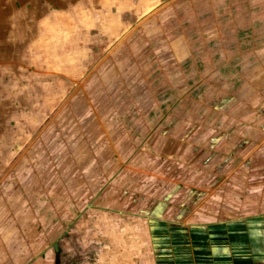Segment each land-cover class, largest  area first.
<instances>
[{
    "label": "crops",
    "instance_id": "0c3cea01",
    "mask_svg": "<svg viewBox=\"0 0 264 264\" xmlns=\"http://www.w3.org/2000/svg\"><path fill=\"white\" fill-rule=\"evenodd\" d=\"M158 1L0 0V176L3 170L8 176L14 159L19 179L21 148L29 138L39 139L36 130L52 128L58 131L41 138L46 150L51 144L55 149L48 152L53 166L42 170L40 187L64 196L51 198L46 209L69 203L86 209V196L101 193V178L119 175L123 162L131 165L126 172L145 176V195L135 207L146 217L90 233L99 245L85 264H264V0H168L169 6L152 10ZM120 12L144 16L143 24L120 27ZM152 13L158 22L146 26ZM169 16L176 22L165 30ZM138 32L146 45L162 49L156 61L171 70L155 77L146 57V96L157 77L170 82L173 76L179 120L153 125L122 119L127 111L140 113L139 100L135 110L125 104L121 117L112 116L118 98L112 104L106 98L119 97L122 79L135 81L131 71L120 74L113 59L126 51L128 62H136ZM152 32L160 39L147 40ZM93 43L95 56L101 53L88 63ZM70 91L69 97L84 99L78 120L43 121ZM137 97L142 103L144 91ZM85 178L89 184H75ZM33 210L32 223L45 232H0L1 240L14 244L0 245V264L52 256L55 248L45 241L72 239L66 234L72 220Z\"/></svg>",
    "mask_w": 264,
    "mask_h": 264
},
{
    "label": "rangeland",
    "instance_id": "374dc122",
    "mask_svg": "<svg viewBox=\"0 0 264 264\" xmlns=\"http://www.w3.org/2000/svg\"><path fill=\"white\" fill-rule=\"evenodd\" d=\"M177 2L186 5V2L188 1L178 0ZM161 5L169 6L168 0L158 1L156 7H153L152 10L157 9V7ZM203 6L205 5L203 4ZM188 8L190 9L192 7ZM152 14L153 15H151V17L148 18L145 22V24H148L146 26H151L152 24H156V22H158L157 15H155L154 13ZM133 16L134 17H132L128 13L120 12L118 16L120 27H126L127 25L132 24L131 22L133 20L136 26L143 24L142 18H144V16L139 17L138 14ZM175 22L176 21L174 20V17L169 16L164 19L162 24L163 26H166L165 30H168L169 27L174 26ZM188 24L189 23L184 22V24L182 25L184 26V28H186V25ZM160 35L162 34L158 32H152V35L148 37L156 36L158 38L148 39L147 37V40L160 39ZM135 36L137 43L134 45L136 49L133 51V55L136 58V62L134 64L132 63V61L128 62V53L126 51L123 53L120 59H113L119 60L118 69L120 71V74H125L131 71L134 75L135 81L132 82L131 80L122 79L120 81L119 97L114 95L113 92V97L106 98V101L109 104H112V102L116 98H118V101H116V105H114L115 107L113 106L114 110L118 108V113L112 114V116H116L118 114L121 117V110L123 108V105L125 104L127 105V110L129 108H131V110H135L134 104H136L138 102L137 100H139L140 103H138V106L141 109L140 113L136 112V110L135 112L127 111L123 114L122 119H127V121L130 122L137 121L139 123L147 121L152 122L153 125H157L159 121L169 122L179 120V115L175 113L174 109V105H176L179 99V95H174V91L170 87L175 83L173 80V76L170 78V82H164V80H160L157 77L158 81L151 82L150 94L146 96V57L152 59L148 72L150 74H154L156 77L159 73H162L160 72L161 70L165 71L164 65H162L161 62L156 61V58H162V49L157 48L158 46L156 48H153L146 45V43H144L146 42V38L142 37V33L138 32V34L136 33ZM98 46L100 45H97V47ZM94 47L95 45L93 43L87 53L88 55L86 59L88 63H93L100 57L101 52L98 53V57L95 56L96 52ZM167 56L168 51L165 52L164 57ZM125 60L127 62L126 64L123 63ZM109 62L110 59H106L103 62V67L107 66V63ZM165 68L166 71L163 73L169 74V72L171 71L169 70L170 68L168 66H166ZM176 83L179 82L177 81ZM191 83V81L184 82V86L189 87ZM132 88H135V90L131 92L132 94L124 97L125 94L123 92L125 90H128L126 93H130L129 89ZM184 90L185 89H183L182 92L191 94L190 91ZM141 91H144L145 95L142 103V99L137 97L140 95ZM70 94L71 91L65 93L64 96L59 100V102L56 103L54 109H52L51 112H46L45 114H43V121L65 122L78 120V118H76V115L83 107L84 99L78 98L77 96L69 97ZM97 102L98 100H94L92 102V105L96 104ZM105 117L102 120H106ZM183 117H185V114ZM110 118L111 115L108 116V119ZM97 119L99 120V118ZM97 119L94 118L92 119V121L97 122ZM80 120H82V118H80ZM155 130L156 128H153L150 131ZM36 131H41V134L38 137L39 139L31 141V138H29L20 150V153H22L24 157L19 160L20 166L18 170L19 173H21L19 179H16L15 177L16 169L13 165L14 159L8 162L6 166L8 176L5 175L6 172H4V170L2 172L3 174L0 176V181L2 179V182L0 183V232L7 231L9 234L13 230H17L19 231V233L22 232L23 234L29 235L37 233L39 229L42 232H45V226H38L37 223H32L31 217L33 213H36L33 210V208L35 207H37L40 214H42L41 211L43 210L54 213L59 221L60 218L67 217L68 219L72 220V231L66 233L68 232V229H66L65 233L72 239L70 240L66 237L64 239L62 238V236L59 240H57V238L54 241L53 239L48 240L47 242L45 241V244L48 243V246L53 244L55 248V252H53L52 256H48L46 253H44L42 257L25 256L22 262L23 264H85L88 259H92V254L94 256V247H97L99 245V243L94 242V239L92 235H90V233L93 234V232H110L114 230V228L116 229V227H122L121 225L118 226L117 224H114L117 223V220L118 222L122 221L123 223H126L130 219H135L133 218L134 216L146 217V214H143L141 212V209L135 207V205L140 203L143 199V194L145 195L142 186V180L145 179V176L144 174L139 172L135 176L136 171L132 170L126 172L127 167L131 165L129 164L127 166L126 163L123 162L125 168L120 171L119 175L101 178V182L103 185L101 193L96 194L92 192L89 196H86V209L78 208V206L73 203H69L66 209H61V207L59 209H55V205L53 204L50 209H46L45 207L47 202H52L51 198L54 197L55 200L58 199V202H60L62 199L61 196H64V194H62L61 192H55L54 194L44 192L40 187L41 182L46 178L44 175L45 173H43L42 175V170L46 171L48 168H51L53 166V162L47 160V156L49 154H52L48 152H52L55 149L54 144H51L48 150H46L45 146H43V144L46 142V139L43 140L41 138H46V135L48 133L51 134L52 132L58 130L52 128H44L42 130L38 129ZM94 132L95 130H93V133ZM134 135L138 136L139 132H135ZM135 147L137 148V146ZM118 164H121V162ZM36 173H38V176ZM22 174H24V176H22ZM33 179L37 180L32 181ZM138 181L139 184H137ZM75 184H89V181L85 178L76 181ZM70 195L77 197V194ZM67 196H69V194ZM67 196L65 197L66 199ZM96 217L98 218L97 225L94 224V220ZM74 222H76L75 226H73ZM57 227L58 226L55 227V234L63 232L62 227L65 228L63 225L61 227ZM123 229H127V227H124ZM119 231L121 230L119 229ZM85 233H87V235H85ZM7 240L3 241L0 239V245L6 242V249H8V246L9 249L14 248V244H11L12 242H8ZM26 252L29 253V249H27ZM5 258H7V256ZM11 262L12 264H14L13 261Z\"/></svg>",
    "mask_w": 264,
    "mask_h": 264
}]
</instances>
